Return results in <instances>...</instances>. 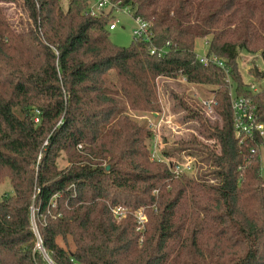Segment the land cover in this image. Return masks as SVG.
<instances>
[{"label": "trees", "instance_id": "trees-1", "mask_svg": "<svg viewBox=\"0 0 264 264\" xmlns=\"http://www.w3.org/2000/svg\"><path fill=\"white\" fill-rule=\"evenodd\" d=\"M0 1L27 19L18 33L0 7V182L13 188L0 197V264H264V140L236 138L229 96L252 99L264 123V91L239 64L241 51L264 61V0H113L151 23L161 58L134 39L115 46L91 0ZM198 39L230 84L201 63ZM160 78L214 88V122L178 100L219 145L179 144L202 156L196 177L153 160V131L127 113L159 115Z\"/></svg>", "mask_w": 264, "mask_h": 264}, {"label": "rangeland", "instance_id": "rangeland-1", "mask_svg": "<svg viewBox=\"0 0 264 264\" xmlns=\"http://www.w3.org/2000/svg\"><path fill=\"white\" fill-rule=\"evenodd\" d=\"M69 0H65L67 7ZM0 7L4 17L18 33L25 28L23 22H26V16L22 8L16 3H4L0 1ZM123 10V11H122ZM116 18L120 20V24L115 31L109 33L110 41L118 47H129L133 43V30L136 23L131 15L128 14V9L117 7L115 8ZM122 11V12H119ZM23 20V21H22ZM208 48L204 39H198L195 43V52L198 56H203L207 53ZM240 72L243 81L250 86H255L257 90L264 89V61L260 55H251L245 51L240 52L239 58ZM263 74V78L257 77V72ZM157 95L161 112L159 115L153 116L149 112L140 110L127 111L130 118L137 121L139 124L147 125L153 132V138L148 141V145L152 152L155 148L157 156L164 158L165 153L174 154L168 160L186 162L190 159L193 164V172L190 177H196L198 171L203 169L204 163L201 161V155L195 151L179 152V144L188 142L195 137L202 144L208 145L213 149L218 150L216 140L206 139L199 134L200 122L197 117L189 115V110H186L179 105V99L183 100L196 114L203 116L209 122H214L219 117L215 110H208L203 107L204 101H212L213 87L199 84L188 83L183 78L168 79L160 78L157 81ZM234 91L235 87L233 86ZM252 91V90H251ZM156 145V147H155ZM264 150V149H263ZM60 168H65L67 165L65 154L59 161ZM262 173L264 175V151L262 152ZM13 194L11 180L7 173L2 174L0 182V197L4 193ZM131 210V209H130ZM143 216V214H142ZM33 222H35L33 220ZM58 243L63 246L64 243L58 239Z\"/></svg>", "mask_w": 264, "mask_h": 264}, {"label": "built area", "instance_id": "built-area-1", "mask_svg": "<svg viewBox=\"0 0 264 264\" xmlns=\"http://www.w3.org/2000/svg\"><path fill=\"white\" fill-rule=\"evenodd\" d=\"M90 7V12L92 16L100 17L102 14L109 15V17L111 18L109 23V30L111 32L115 31L118 28V25L121 23L115 15V8H117L118 5L114 3L113 0H91ZM128 14L131 15L129 11ZM133 19L136 23V27L133 30L134 40L148 44L149 51L152 56H157L159 58L164 57L167 54V47L159 48L152 44L154 35L151 29V23L139 17H133ZM205 44L208 48V51L205 55L199 56L201 63L204 65V67L216 66L224 70L227 74V76L225 77V81L230 84L231 81L229 76V70L226 66L225 61L218 57L216 54L209 51V42L207 40H205ZM251 90L254 93H260L264 91V89L257 90L255 86H252ZM229 96L233 113L232 122L234 128V135L236 136V138L241 143L244 142L246 139L253 140L258 137H261L264 140V123L259 120L257 115V107L252 101V99L236 95L233 86H231ZM216 105L217 104L213 100L211 102H203V107L207 108L208 110H213ZM36 121L38 122V120ZM155 151L156 150L154 148V151L152 152V159L166 163L171 169V171L174 173L175 177L183 175L190 176L192 174L194 161L192 162V160L187 159L185 160L186 162H168L170 157L163 159L162 157L157 156ZM255 151L256 150H252L253 153H255ZM113 212L117 219H121L124 216L123 214L125 213V209L123 207H117L114 209ZM138 219L141 224L146 221V218L144 219L142 214H139Z\"/></svg>", "mask_w": 264, "mask_h": 264}, {"label": "water", "instance_id": "water-1", "mask_svg": "<svg viewBox=\"0 0 264 264\" xmlns=\"http://www.w3.org/2000/svg\"><path fill=\"white\" fill-rule=\"evenodd\" d=\"M110 167H108V169H109ZM34 229L36 230V225H35V222H34ZM38 248L39 249H42V245H41V242H39V244H38Z\"/></svg>", "mask_w": 264, "mask_h": 264}]
</instances>
